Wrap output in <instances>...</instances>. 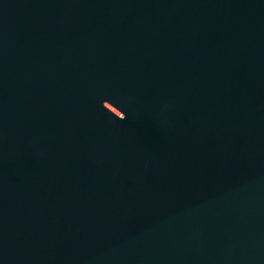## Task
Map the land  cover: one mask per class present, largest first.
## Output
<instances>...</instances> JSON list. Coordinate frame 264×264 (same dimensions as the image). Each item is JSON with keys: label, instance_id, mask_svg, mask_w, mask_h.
Segmentation results:
<instances>
[{"label": "water", "instance_id": "water-1", "mask_svg": "<svg viewBox=\"0 0 264 264\" xmlns=\"http://www.w3.org/2000/svg\"><path fill=\"white\" fill-rule=\"evenodd\" d=\"M0 264H264V0H0Z\"/></svg>", "mask_w": 264, "mask_h": 264}]
</instances>
